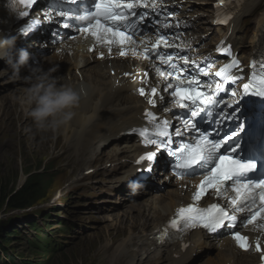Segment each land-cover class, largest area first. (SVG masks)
Wrapping results in <instances>:
<instances>
[{"label": "rangeland", "instance_id": "1", "mask_svg": "<svg viewBox=\"0 0 264 264\" xmlns=\"http://www.w3.org/2000/svg\"><path fill=\"white\" fill-rule=\"evenodd\" d=\"M258 6L259 9H262L264 0ZM260 14L261 12L256 11L253 15L258 17ZM250 38L249 34L247 39ZM2 63L0 66L3 68H0V71L5 75L10 71ZM1 74L0 76H2ZM14 76L13 73V77L7 78L10 86L3 82L0 83V228L8 223L7 225H10L8 233H13L14 227H17L20 233L6 241L0 240V248L6 247L0 264H23L21 262L23 257L32 260L33 264H134L136 259L135 261L122 260L121 263H118L115 256H122V254L116 250L117 247L120 248L121 243L128 241L134 235H151V233L150 228L145 225L143 227L146 232H143V227H140L137 228L135 234L133 233L136 227L132 226L133 221L146 220L137 218V211L130 207L149 203L148 206L155 204L159 210V202L154 197L167 193L165 191L169 187L164 184L167 189L161 192L155 189L153 193H150L152 191L149 188L156 186L145 183L136 190V192L139 190L145 192L144 196L142 194L139 199L128 202L120 200L119 204L116 198L119 188L109 184V181L114 182L118 177L115 174H108L112 172L115 162H112L111 165L109 160L102 162L101 158L103 157L97 160L98 164L90 161L94 154L92 149L87 147L86 154L81 148L77 149L76 144L79 142H77L74 131L67 134L65 127L59 129L60 132L39 129L27 116V105L24 107V112L21 111L20 106L14 108L13 105L8 106L4 103L6 99L10 101L13 97L22 95V92L18 91L14 94V91L18 88L23 90L27 86L24 79L18 80V82L13 80L11 83ZM62 78L67 81L66 77ZM18 98L21 97L18 96ZM16 107H19V110ZM14 121H16L15 124L12 123ZM78 146L80 147V144ZM106 146L101 151L109 150L108 152H110V149L116 145L111 143ZM104 165H108V167H104ZM89 171H94L87 174V178H90L89 181H87L88 179L81 181V178ZM33 175L39 176L42 182L39 188V199L35 206L29 210L12 207L10 202L13 195L22 189L30 176ZM50 178L52 182L48 187ZM76 179L79 181L77 180V183L73 184ZM151 179L155 180V177H151ZM99 181L102 187L101 191L97 185ZM104 183L105 185H102ZM158 185L157 189L160 187V184ZM60 191H63L68 197V192L72 193L70 198L67 199L64 196L60 201L69 202V204L64 205L63 208L54 209V215L50 218L52 220L49 221L51 224L47 228L54 231L58 242L68 243V245L63 247L62 251L49 256L44 251H38L29 242L37 234L35 228L30 227V221L41 223L49 212L37 215L34 210L39 207L52 208L54 203L48 202V200L52 195L54 198V194ZM161 199L164 202L168 201L167 195ZM115 206L117 211L112 213ZM99 209H102V212ZM67 220L84 223L87 228L83 233L64 236L59 228L62 227L63 221ZM58 234L59 237H57ZM1 251L0 249V254ZM159 253L161 256H165L164 251ZM159 253H155V255L157 256ZM210 253L214 255L215 250L212 249ZM151 256L149 257L151 258ZM203 262L204 260L197 264ZM143 264H152V262L148 261Z\"/></svg>", "mask_w": 264, "mask_h": 264}, {"label": "bare ground", "instance_id": "2", "mask_svg": "<svg viewBox=\"0 0 264 264\" xmlns=\"http://www.w3.org/2000/svg\"><path fill=\"white\" fill-rule=\"evenodd\" d=\"M44 1L45 0H43L42 3ZM262 1L263 0H246L245 3L241 5V9L245 12H251ZM50 3H53V0L49 2V7L53 9ZM49 13L50 11L48 9L43 10L41 7H39L38 10L30 12L32 17H44V15L45 17H47ZM0 14L11 15V13L2 2H0ZM260 21L261 23L264 22V15L261 17ZM65 24L66 23L62 22L59 24V26L62 29H66L68 26L65 27ZM212 25L214 26V23ZM1 27H3V25L0 23V28ZM26 33H31L32 37L28 38V41L26 42L22 41L24 44H21L20 46L27 49L30 55H32L33 57H31V61H29V64L21 69L19 76L14 74L15 76L11 80V83H13V80H17L18 82V80H21L23 79V77L29 75L31 68L34 67H38L43 71H47L50 68H55L56 71L55 73H53V75L57 77H60L59 74L62 75L65 71H67V75L70 76L66 77L67 82H71L78 87L81 85L84 86L87 91V95L81 99L79 106L73 109L74 113L76 111V114L73 116L72 120L62 127H65L67 134H70L72 131H74V133L76 134L77 142H79L78 144H80V147H77L78 144H76L77 149L81 148V150L84 151L85 154L88 152L87 147L92 149L94 154L90 161L97 162V160H100L101 157H103L101 158L102 162L109 160L110 165L112 164V162L118 161L117 157L120 158L119 155L121 154V152H118L117 149H110V152H108L109 150L101 151V149L107 147L106 145L109 144L112 140H116L115 136L117 134V129L114 127V124L117 119L124 117L127 113L136 111L141 106H143V104L135 99V97L132 95H128L127 97L120 96L118 90H116L114 87V79H112V77L108 75V71L111 74L112 70H117L119 74L123 73L121 70L122 66L126 65L127 62L125 60L115 59L113 60V66L110 67L109 62L98 60V54L101 52L105 53V50L96 48L95 41L91 37H89L88 39H83V37H76L75 40L66 39L61 41L59 44H56L55 46L54 43L49 41L48 35L43 32V29L41 27L36 29L30 28V31ZM61 47H64L66 50H68L69 54L65 53V57L63 56L64 51ZM259 47L264 48V39L260 41ZM51 48H53L51 55H48L45 58L48 61L47 64L39 62L42 57L38 55L40 53L47 52L48 49ZM33 58L36 60V62H34ZM0 62H3L2 64L10 71L8 72L9 74L6 73L5 75L1 74L0 71V74L2 75L0 76V83L3 82L5 85L10 86L11 84L7 80V78L9 76L13 77V71L6 65L3 59H0ZM196 65L197 63L194 62L191 64V67H194ZM149 67V61L139 60L137 62L138 71L147 70L149 69ZM0 68H3V66H0ZM122 81L123 84L120 86H124L127 83V79H123ZM24 83L26 82L24 81ZM18 91L22 92V89L20 90V88H18L14 91V94H16ZM18 96L22 97V95ZM18 96L13 97L10 101L9 99H6L4 103L8 106L13 105L14 108L15 106H20L21 111H24V107L26 104H23L21 102V98H18ZM17 108L19 110V107H16V109ZM15 122L16 121L12 123L15 124ZM124 129L126 131L128 127H125ZM58 131L60 132V130ZM120 148L122 150H128L127 147ZM165 159L167 158L163 156L161 159L162 164L166 163ZM104 167H108V165H104ZM126 169L129 170L128 174L120 177V180H117L116 182L109 181L110 185L114 186L115 188H119L116 197L119 201V204L120 200L128 202L130 200L139 199L141 194H143V196L145 195V192L140 190L137 194H133L130 191L129 187L121 183L124 177H126L127 180H130L138 175L137 173L134 174V172L130 171V167L128 164H126ZM163 170L164 168L161 166L153 175V177L169 187L165 191L167 193H162L154 197V199L159 202V210H157L155 204H153L154 206H148L149 203H144L145 205L142 203L143 205H137L136 207L134 205V207H130V209L132 208L133 210L135 209L137 211V218L140 217L146 220L144 221L142 219L141 221L137 219V221L135 220L136 222L133 221L132 226H136L134 231L132 230L133 233L135 234L137 228L143 227L145 225L150 228L149 231L151 235H134L128 241L124 242L123 244L121 243L120 248L117 247L116 249L120 252V254H122V256H115V258L118 259V263H121L122 260L135 261L137 257L138 259H142L144 251H147L150 246L154 245V242H149L153 239H156L159 244H164L167 246V244L163 243L162 240L158 237V228L160 227L161 222L167 219L169 214L173 212L176 205L185 202V195L193 190V185L195 184V182H197L198 179H173L169 175V173L164 172ZM115 171L116 173H124V170H118V168ZM92 172L94 171H89L88 173H86V175L81 178V181H84L85 179H88L87 181H89L90 178H87V176ZM77 180L78 179H76L73 184H76ZM145 183L148 184L149 182L144 181V184ZM97 185L98 189H100L101 191L102 187L100 181ZM102 185H105V183ZM115 188L113 189L115 190ZM71 194V192H68L69 198L71 197ZM63 195H65L63 191H60L59 193L54 194V198H57L58 201ZM166 195L168 201L164 202L161 198L165 197ZM235 197L236 196L233 195V198ZM52 200L53 195L48 200V202H51ZM141 209H143V211H141ZM27 210H29V208ZM76 223L80 228H87V225L84 223H80L78 221H76ZM50 224L51 223L47 222L46 226L49 227ZM261 225H264V219L258 218L257 221H254L252 224H248V226L243 229V231H245L251 238V244L253 248H255L256 241L259 240L262 249H264V229L261 228ZM238 229L240 228L238 227ZM143 232H146L144 230V227ZM168 248L172 253L177 252L174 245H170ZM203 248L206 249L207 253H210L211 250L214 249L215 254L205 259L202 264H258L259 258L264 255V252H256V254H258L257 256L254 254H250L249 252H242L238 250L234 246L232 239L227 236H223L221 239H210L203 241ZM159 252L160 250H157L153 253ZM177 253H179L180 255L179 257H177V259L181 261V264H191L183 256L182 252ZM151 254H149V256H151ZM170 264L180 263L178 261H175L171 262Z\"/></svg>", "mask_w": 264, "mask_h": 264}, {"label": "snow or ice", "instance_id": "3", "mask_svg": "<svg viewBox=\"0 0 264 264\" xmlns=\"http://www.w3.org/2000/svg\"><path fill=\"white\" fill-rule=\"evenodd\" d=\"M21 5L31 6L35 3V0H17ZM75 2V0H72ZM224 0H220V4H223ZM138 4L133 3L132 0L124 2V0H97L95 3V23H90L87 28H81V32L90 33L98 42L106 43L111 45L113 43H118L121 46L133 42V35H135V29L138 26L139 22H143L145 19L144 14L139 15L138 21L130 20L128 15H125L123 9L132 10L131 16L136 17L137 13L134 9ZM153 6H155V0H153ZM21 15H27L26 12L21 13ZM60 16H67L68 13L61 12ZM102 20L104 22H102ZM107 22H111L112 26H109ZM68 25L65 24V27ZM123 26L125 31H121L120 28ZM167 27V25L165 26ZM132 29V34L128 33V29ZM21 32H27L28 28L20 29ZM160 45L164 47H170L167 43V39L164 36L156 41L152 46V51H158ZM227 51V49H225ZM111 52V48H109ZM145 59L150 58L148 53L149 49H144ZM131 54L136 56V50L132 49ZM121 56H127L128 52L122 50L120 52ZM103 57V53H101ZM162 63L168 64L170 67L175 68L176 65L171 63V56H158ZM186 61L187 57H183ZM239 64L238 60H233L232 63L226 65L221 71L216 72V76H225L227 70L236 67ZM255 66V62H254ZM156 73L159 76L167 79L171 73L165 74L159 68L155 69ZM207 74V73H205ZM125 75H128L127 73ZM179 79V77H177ZM225 79H232L233 82L237 78L225 76ZM188 87H181L177 85L174 91L171 92V95L177 98L176 102L180 107H188L184 101L191 102L192 105L197 106V111L191 112L193 117L200 115V113H206L207 115H212V112L209 111V107H215L218 103H223L222 100L214 99L215 93L208 95L206 92L200 91L199 87H192V85L197 84L198 82L193 78L189 81ZM171 84L168 85V88H172ZM221 86L217 84L216 91L219 92ZM141 96L145 95V89L141 87L139 89ZM157 93V88H151V95L155 96ZM237 92L232 91L231 96L233 98L237 97ZM256 97L264 101V74L257 76L255 71H253L251 79L248 83L243 84L242 93H240L241 99L243 97ZM241 99H233L230 104H225V107H231L232 111L226 115L223 112V109L220 110L221 115H225V118H237L235 113L240 111L239 104ZM148 102L150 104H155L156 100L149 98ZM203 105V107H201ZM146 117L153 122L155 132L151 135L156 136L157 138L168 137V139H151L149 138V133L146 128L135 129L139 136L143 137L145 143L151 145H157L161 148H167L171 144L170 134L168 132L169 121L161 120L159 123H155L157 117L151 111H146ZM185 124H188L185 121ZM193 129L196 128L194 124L191 125ZM238 128L242 129L243 124H238ZM175 134L177 136L181 135L180 129L177 128ZM238 134L236 131L232 132V135L229 136L227 133L223 138H214L209 139L207 135L201 133L199 139H197L193 144L182 145L179 147L178 151H172L169 154L175 157L176 164L175 168L188 171H195L197 168L205 170L207 174L204 176L203 180L198 185L197 190L193 193L194 203H190L186 207H179L176 210V216L170 220V226L177 230H181V221H183L182 229H195L197 227H202L204 230L210 233H218L219 230L227 229L232 233V237L235 240L238 247L247 251L251 247L249 243V237L243 235L237 228L243 226V218L241 222L237 224V216L234 214L236 212L243 213L245 211L244 207H241V197L244 196V193L247 192L249 195L244 196L245 200L251 199L252 204L256 202V196L252 195L257 193L258 190V199L260 201V207L258 210L253 212L250 216V219L247 220L248 224H252L254 221H257L258 218L264 219V178H257L255 180L248 178V173L256 168V164L253 162L254 158H249L247 161H243L237 158V148H239L238 141L233 147L232 137H236ZM223 148V153L221 154V149ZM261 154L264 155V146L260 149ZM156 152H147L144 155L139 157V162L143 161H153L156 157ZM180 174L179 172L177 173ZM244 181L243 183L241 181ZM226 182H231V188L237 196L231 199V211L226 207H222L218 203L211 204L207 208H198L195 204L196 201H200L204 196L208 194L209 189H214L217 196H221L222 189ZM261 228L264 229V225H261ZM167 231V229H165ZM186 247V245H185ZM255 251L264 252L262 249L259 240L256 241ZM264 261V255L261 257Z\"/></svg>", "mask_w": 264, "mask_h": 264}, {"label": "clouds", "instance_id": "4", "mask_svg": "<svg viewBox=\"0 0 264 264\" xmlns=\"http://www.w3.org/2000/svg\"><path fill=\"white\" fill-rule=\"evenodd\" d=\"M16 41V36L4 37L0 34V59H3L13 73L19 76L21 69L29 64L30 53L26 49H18ZM55 71V68H50L47 71L38 67L31 68L30 74L23 77L27 86L22 90L21 97V102L28 106L27 115L36 127L53 132L58 131L72 120L75 115L73 109L78 107L81 99L87 95L84 86L78 87L71 82L64 81L62 77L54 76L53 72ZM128 186L130 191L135 194L140 182L130 181ZM14 231L15 233L11 234L6 232V235L19 234L15 227ZM4 248L6 247H2V249ZM63 249L42 248L37 250L44 251L46 254H54ZM5 250L1 251V258Z\"/></svg>", "mask_w": 264, "mask_h": 264}, {"label": "trees", "instance_id": "5", "mask_svg": "<svg viewBox=\"0 0 264 264\" xmlns=\"http://www.w3.org/2000/svg\"><path fill=\"white\" fill-rule=\"evenodd\" d=\"M52 180L49 179L48 187L50 186ZM42 184L41 179L37 175L30 176L27 183L24 185L22 189H20L15 195H13L12 200L10 202L12 207L19 209H28L36 204L39 199V188ZM6 227V228H5ZM9 225L4 224L2 228H0V240L6 241V239H10L12 236L6 235L9 229ZM15 233V232H13ZM1 250L2 247L0 248ZM53 255V254H49ZM28 264L33 263L30 259H25ZM1 261V256H0ZM31 262V263H30Z\"/></svg>", "mask_w": 264, "mask_h": 264}]
</instances>
